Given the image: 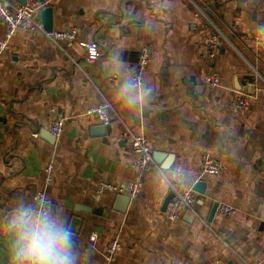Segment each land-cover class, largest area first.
Listing matches in <instances>:
<instances>
[{
    "label": "crops",
    "instance_id": "obj_1",
    "mask_svg": "<svg viewBox=\"0 0 264 264\" xmlns=\"http://www.w3.org/2000/svg\"><path fill=\"white\" fill-rule=\"evenodd\" d=\"M43 1L52 9L51 31L74 27L77 35L56 44L42 31L17 30L0 56V214L44 188L74 222L86 264H264V0ZM197 8L227 38H218L212 59V28L194 15ZM4 29L0 19V39ZM80 41H96L99 57L86 61ZM142 48L149 51L143 81L153 93L129 112L113 103L117 80L106 68L118 55L133 73ZM211 70L219 76L215 87L207 85ZM248 89L250 108L234 109L232 100ZM100 103L107 124L85 114ZM57 118L63 126L52 140ZM99 126L105 130L94 131ZM127 130L160 155L152 169L134 168ZM204 152L219 162L217 174L201 172ZM48 162L53 178L44 187ZM162 166L180 168L182 182L161 187ZM135 179L137 196L97 191L100 182L126 189ZM198 180L204 194L191 189ZM175 190H192L196 202L168 221L162 204ZM213 203L235 212L216 211L208 221ZM113 236L119 247L108 260ZM6 253L0 240V256Z\"/></svg>",
    "mask_w": 264,
    "mask_h": 264
},
{
    "label": "built area",
    "instance_id": "obj_2",
    "mask_svg": "<svg viewBox=\"0 0 264 264\" xmlns=\"http://www.w3.org/2000/svg\"><path fill=\"white\" fill-rule=\"evenodd\" d=\"M44 3L40 0H25L24 3H13L10 0H0V19L5 25L4 33L0 39V56L6 50L8 43L17 30H38L42 31L52 42L59 43L61 40L72 41L76 38L77 29L72 27L67 30L46 31L43 23L36 18L37 13L41 10ZM198 14H202L211 26L212 31L206 38V57L212 59L217 52V45L220 42L218 38L226 36L215 24L210 13L201 8L196 9ZM85 53V59L88 62L94 61L99 57V48L96 41H80L79 43ZM149 58V51L147 48H142L138 57L133 74L141 81H143L144 71L147 66ZM219 76L216 71L211 70L207 77V85L215 87L218 85ZM250 96L248 94L239 93L232 100L231 105L236 110H248L250 108ZM85 114L95 115L100 123L107 124L109 122V113L106 104L100 103L87 107ZM63 120L57 118L50 127V133L53 137L60 135L62 130ZM35 133L34 135H36ZM124 136L128 141L132 152V164L137 172L148 171L152 169L155 164L152 158L147 138L140 133H132L125 131ZM54 166L48 162L44 167V187L50 184L53 178ZM220 170V164L215 160L209 152H204L201 156V172L207 175L217 174ZM141 183L135 179L126 189L117 187L111 183L100 182L97 186V191L102 192L104 189H110L118 193H128L130 196H137L140 192ZM174 195L169 200L167 209L165 211V218L168 221L177 219L180 211L183 208L191 209V206L196 202L195 193L192 190L173 191ZM37 195L46 196L45 189L37 191ZM48 198V197H47ZM216 211L223 215H231L235 212L232 206L226 204H219ZM89 238L93 240L95 233H92ZM119 247L118 236H113L110 239L109 245L106 248V258L111 260L117 253ZM264 257V248L262 251ZM256 264H262L261 262Z\"/></svg>",
    "mask_w": 264,
    "mask_h": 264
},
{
    "label": "clouds",
    "instance_id": "obj_3",
    "mask_svg": "<svg viewBox=\"0 0 264 264\" xmlns=\"http://www.w3.org/2000/svg\"><path fill=\"white\" fill-rule=\"evenodd\" d=\"M115 61L106 68L107 76L117 80L113 103L129 112L141 110L151 100L153 88L125 69L118 55ZM173 179L182 182L181 169L162 166L159 185L166 187ZM0 240L7 248L0 264H86L74 222L69 223L67 215L46 196L12 201L0 214Z\"/></svg>",
    "mask_w": 264,
    "mask_h": 264
},
{
    "label": "water",
    "instance_id": "obj_4",
    "mask_svg": "<svg viewBox=\"0 0 264 264\" xmlns=\"http://www.w3.org/2000/svg\"><path fill=\"white\" fill-rule=\"evenodd\" d=\"M20 1H21L20 4L25 2V0H20ZM41 2L44 3L43 0ZM51 11H52L51 7L46 6V7L42 8V10L36 15V18L38 20L40 19L39 17L42 18L43 21L42 20L41 21L43 22L44 29L48 32H50L52 30L51 19H50L51 18L50 17ZM46 16H47V18H46ZM248 79L250 82L253 81V77H251V76L248 77ZM244 92H245L244 94H247V93H251L252 91L250 89H248V90H245ZM93 129L96 132H103L105 130V127L99 126V127H93ZM53 138L54 137L52 136L51 139L53 140ZM159 157H160V155L157 153L152 154V158H153L154 162L158 161ZM204 187H205V182L202 180H198L193 184L191 189L197 193L204 194ZM173 195H174L173 191L168 192V194L166 195V197L163 201L162 210H165V208L167 207V204L169 203V200L173 197ZM122 196H126V197H124L126 199L128 197L127 195H123V194L120 197H122ZM217 206H218L217 203H213L211 210H210V213H209L208 221H211V219L213 218V216L216 212ZM192 216H194L193 213H191L190 218H193Z\"/></svg>",
    "mask_w": 264,
    "mask_h": 264
}]
</instances>
